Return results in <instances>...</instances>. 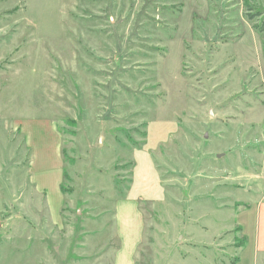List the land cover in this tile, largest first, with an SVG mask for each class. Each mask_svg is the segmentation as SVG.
Listing matches in <instances>:
<instances>
[{
    "label": "rangeland",
    "instance_id": "374dc122",
    "mask_svg": "<svg viewBox=\"0 0 264 264\" xmlns=\"http://www.w3.org/2000/svg\"><path fill=\"white\" fill-rule=\"evenodd\" d=\"M41 118L57 223L18 129L45 155ZM263 153L264 0H0V264H230Z\"/></svg>",
    "mask_w": 264,
    "mask_h": 264
},
{
    "label": "crops",
    "instance_id": "0c3cea01",
    "mask_svg": "<svg viewBox=\"0 0 264 264\" xmlns=\"http://www.w3.org/2000/svg\"><path fill=\"white\" fill-rule=\"evenodd\" d=\"M41 119L46 122V142L42 148L45 155H37L39 148L36 139L33 137V129L37 130L38 127L35 126L39 125L34 123L35 121H27L26 119L22 122L20 120L18 129L29 151L27 171L31 186L35 192L44 196L49 216L53 222L57 223L60 220V211L65 200L62 190L64 180L62 136L54 120L50 118ZM39 160L43 162L49 160L54 163L46 167V164L42 162L41 165L44 167L42 169H46V171L39 172L38 169L35 172L34 167H37ZM248 162L249 165L239 168L240 174L246 176L245 181L248 185L244 189L245 193L242 200L232 203V212L229 215L232 218V225L242 237L241 243H234L235 258L230 264H263L264 261V153L256 155L254 160L250 158ZM49 175H54L50 182L44 179V176L48 177ZM49 190L59 194L57 198L60 201L57 205L60 209L58 211L59 216L53 212L58 208H54L55 206L50 204ZM133 215L136 216V213L134 212Z\"/></svg>",
    "mask_w": 264,
    "mask_h": 264
},
{
    "label": "trees",
    "instance_id": "16d2710c",
    "mask_svg": "<svg viewBox=\"0 0 264 264\" xmlns=\"http://www.w3.org/2000/svg\"><path fill=\"white\" fill-rule=\"evenodd\" d=\"M65 173V172H64ZM64 192V191H63Z\"/></svg>",
    "mask_w": 264,
    "mask_h": 264
}]
</instances>
